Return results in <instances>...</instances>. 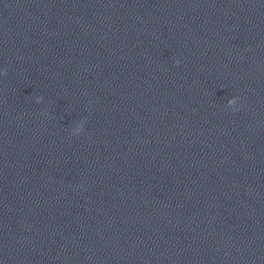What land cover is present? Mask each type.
<instances>
[{"label":"clouds","instance_id":"9594fccd","mask_svg":"<svg viewBox=\"0 0 264 264\" xmlns=\"http://www.w3.org/2000/svg\"><path fill=\"white\" fill-rule=\"evenodd\" d=\"M5 74H6V70H5ZM42 99H43V97H37L36 102L39 103V102H41ZM238 99H239L238 97L229 98L227 100V106L228 107H234L237 104ZM81 131H83V121L75 129H73V132L75 134H79Z\"/></svg>","mask_w":264,"mask_h":264}]
</instances>
